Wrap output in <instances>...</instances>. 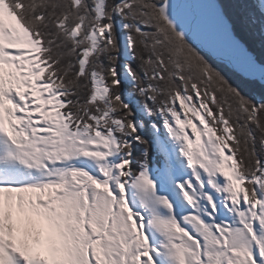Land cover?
Listing matches in <instances>:
<instances>
[{
    "label": "snow or ice",
    "instance_id": "obj_1",
    "mask_svg": "<svg viewBox=\"0 0 264 264\" xmlns=\"http://www.w3.org/2000/svg\"><path fill=\"white\" fill-rule=\"evenodd\" d=\"M264 0H0V264H264Z\"/></svg>",
    "mask_w": 264,
    "mask_h": 264
},
{
    "label": "trees",
    "instance_id": "obj_2",
    "mask_svg": "<svg viewBox=\"0 0 264 264\" xmlns=\"http://www.w3.org/2000/svg\"><path fill=\"white\" fill-rule=\"evenodd\" d=\"M236 3H248V4H257L258 0H235ZM242 35L245 36V39H249V42L253 45L255 48V51L257 54L264 53V48L260 46V40L258 38L251 39L246 32H242ZM222 70L225 72L226 75H228L234 82H238L241 84L242 89L246 92V94L252 95V96H259L264 92V89H261L260 85H251L247 84L242 79L241 72L237 71V69H233L229 67V65L225 64L222 65Z\"/></svg>",
    "mask_w": 264,
    "mask_h": 264
},
{
    "label": "rangeland",
    "instance_id": "obj_3",
    "mask_svg": "<svg viewBox=\"0 0 264 264\" xmlns=\"http://www.w3.org/2000/svg\"><path fill=\"white\" fill-rule=\"evenodd\" d=\"M229 67H231V68H233V69H235V67H233V66H231V65H229ZM237 69V68H236ZM238 71V70H237ZM240 72V71H239Z\"/></svg>",
    "mask_w": 264,
    "mask_h": 264
},
{
    "label": "water",
    "instance_id": "obj_4",
    "mask_svg": "<svg viewBox=\"0 0 264 264\" xmlns=\"http://www.w3.org/2000/svg\"><path fill=\"white\" fill-rule=\"evenodd\" d=\"M238 70V69H237ZM239 71V70H238Z\"/></svg>",
    "mask_w": 264,
    "mask_h": 264
}]
</instances>
